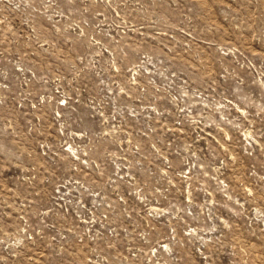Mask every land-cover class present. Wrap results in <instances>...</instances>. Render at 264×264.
I'll return each instance as SVG.
<instances>
[{
    "label": "rangeland",
    "instance_id": "1",
    "mask_svg": "<svg viewBox=\"0 0 264 264\" xmlns=\"http://www.w3.org/2000/svg\"><path fill=\"white\" fill-rule=\"evenodd\" d=\"M4 235L6 264H264V0H0Z\"/></svg>",
    "mask_w": 264,
    "mask_h": 264
},
{
    "label": "built area",
    "instance_id": "2",
    "mask_svg": "<svg viewBox=\"0 0 264 264\" xmlns=\"http://www.w3.org/2000/svg\"><path fill=\"white\" fill-rule=\"evenodd\" d=\"M25 235V240L29 243L31 241H37L38 242V237L39 235H37L36 233L33 232H28ZM11 239L12 241V237L10 235H4L0 237V264H6L5 258L7 256H10L13 251L15 250L14 248H12V245H15V243H11V241L9 240ZM48 239V237H47ZM77 241L81 242V237L78 236ZM17 244V242H16ZM44 255L43 251H34L32 250L29 255L26 257V264H37L39 262V258H41ZM95 258H91L88 259L89 262H92V264H98V263H94ZM47 264H55L52 261H50Z\"/></svg>",
    "mask_w": 264,
    "mask_h": 264
}]
</instances>
